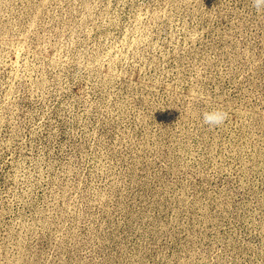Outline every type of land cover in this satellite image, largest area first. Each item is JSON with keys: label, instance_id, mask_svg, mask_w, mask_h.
<instances>
[{"label": "rangeland", "instance_id": "obj_1", "mask_svg": "<svg viewBox=\"0 0 264 264\" xmlns=\"http://www.w3.org/2000/svg\"><path fill=\"white\" fill-rule=\"evenodd\" d=\"M0 264H264V9L0 0Z\"/></svg>", "mask_w": 264, "mask_h": 264}, {"label": "clouds", "instance_id": "obj_2", "mask_svg": "<svg viewBox=\"0 0 264 264\" xmlns=\"http://www.w3.org/2000/svg\"><path fill=\"white\" fill-rule=\"evenodd\" d=\"M253 7L257 11L264 9V0H253ZM227 116V112L222 109H212L211 111L203 112L202 122L209 127H218L225 122Z\"/></svg>", "mask_w": 264, "mask_h": 264}, {"label": "trees", "instance_id": "obj_3", "mask_svg": "<svg viewBox=\"0 0 264 264\" xmlns=\"http://www.w3.org/2000/svg\"><path fill=\"white\" fill-rule=\"evenodd\" d=\"M162 185H160V187H161ZM232 241H235V244L237 245V244H239V243H241V240L239 239V238H234V239H231V241H230V246H231V242Z\"/></svg>", "mask_w": 264, "mask_h": 264}]
</instances>
